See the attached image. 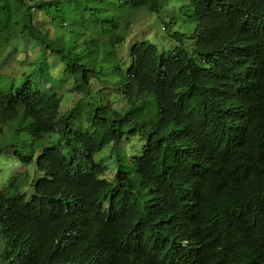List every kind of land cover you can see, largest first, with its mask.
I'll return each instance as SVG.
<instances>
[{"label":"trees","instance_id":"1","mask_svg":"<svg viewBox=\"0 0 264 264\" xmlns=\"http://www.w3.org/2000/svg\"><path fill=\"white\" fill-rule=\"evenodd\" d=\"M173 10L0 0V154L37 164L0 185V264H264V0ZM140 12L178 44L139 38L123 56ZM48 57L59 72L37 74Z\"/></svg>","mask_w":264,"mask_h":264},{"label":"rangeland","instance_id":"2","mask_svg":"<svg viewBox=\"0 0 264 264\" xmlns=\"http://www.w3.org/2000/svg\"><path fill=\"white\" fill-rule=\"evenodd\" d=\"M188 0H166L167 6L169 7L171 11V15L175 16L176 13L173 10L175 6H181L183 3H185ZM165 15V14H162ZM157 18L155 16L146 13V12H140L137 16L136 19L134 20V24L132 25V28L130 30V33L126 37L125 41L121 45V53L123 56H125V51L128 48V46L131 43V40L139 39V38H147L151 40L155 46L157 47L158 50H167L171 47H173L175 44H178V42H171L169 41V38L167 35L159 30L158 24H157ZM193 23L192 20L190 21L186 16L184 15H178L176 19L175 25H173V28L175 30H178L182 34H189L192 31L193 28ZM161 29V27H160ZM183 42H186L187 46L190 47L191 45V40L189 38H186L183 40ZM24 45V43H22ZM23 45H20L19 47L17 46V50L20 51ZM27 52H30L29 47L27 46V43L25 44V49L20 51L21 54H26ZM32 56L34 54L31 52ZM17 58L14 57L9 58L8 60L11 61L9 65L4 66V69L12 71L13 74H17L15 71L16 63H17ZM33 57H27V60L32 59ZM39 68L37 69L36 73L37 74H47V73H54L57 74L59 72L58 70V63L54 60L51 59V57H48L47 59L41 60L38 62ZM55 66L56 68L54 69H49L50 66ZM25 66V65H24ZM27 71H31V68L28 67ZM49 82L52 85L55 86L54 91L62 92L63 94V99L61 103V110L65 111L66 109L70 108L73 104L74 97L71 93L67 92V90L64 88H68V81L65 79H60L58 77H55L53 79H49ZM53 88V87H52ZM47 90V89H46ZM50 91V90H49ZM122 98L120 95L114 90L113 93L111 94V101L113 102L114 107H119L121 104ZM55 136V135H54ZM128 142L130 143V148L133 149V151H138L139 146H134L135 143H137V136H133L132 139H129ZM25 140L22 138V145H25ZM39 144L42 145V142H39ZM36 143L34 142L33 147H35ZM45 145V144H44ZM129 146L126 144V148ZM108 146L104 147L102 153L106 155L108 153ZM10 149L7 151H3V153L0 154V185H4V181H8L10 178H16L15 173L19 174L24 170L29 169L28 173V178L30 179L29 182H31L33 175L35 174L34 171V164L31 162L30 164H26V168L21 162L19 161H13L14 159L11 158L12 154L10 153ZM4 155V157H3ZM13 162V163H12ZM108 164H109V170L111 174L113 175L114 170H115V162L113 161V158L108 159ZM9 163V164H8ZM5 170V171H3ZM18 181L21 183L23 182L21 179H18ZM8 183V182H5ZM27 192H29L28 186L24 187ZM2 244V241H0V245ZM1 251V247H0Z\"/></svg>","mask_w":264,"mask_h":264},{"label":"bare ground","instance_id":"3","mask_svg":"<svg viewBox=\"0 0 264 264\" xmlns=\"http://www.w3.org/2000/svg\"><path fill=\"white\" fill-rule=\"evenodd\" d=\"M4 151H5V150H4ZM2 153H3V152H2ZM3 157H4V155H3ZM12 159H14L13 161H15V162L18 161L16 158H12ZM21 160H22V159H21ZM21 160H20V161H21ZM31 162H32V161H31ZM12 163H13V162H12ZM8 164H9V163H8ZM34 165H37V164H34ZM33 168H34V167H33ZM3 171H5V170H3ZM16 176H18V175H16ZM19 176H20V175H19Z\"/></svg>","mask_w":264,"mask_h":264},{"label":"clouds","instance_id":"4","mask_svg":"<svg viewBox=\"0 0 264 264\" xmlns=\"http://www.w3.org/2000/svg\"><path fill=\"white\" fill-rule=\"evenodd\" d=\"M163 2H164V1H163ZM187 38H188V37H187ZM191 43H192V41H191ZM190 47H191V45H190ZM190 47H189V48H190Z\"/></svg>","mask_w":264,"mask_h":264}]
</instances>
